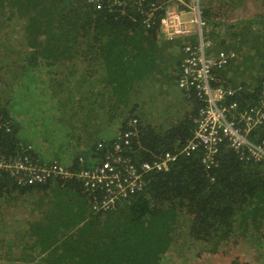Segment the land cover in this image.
Masks as SVG:
<instances>
[{
	"label": "trees",
	"instance_id": "16d2710c",
	"mask_svg": "<svg viewBox=\"0 0 264 264\" xmlns=\"http://www.w3.org/2000/svg\"><path fill=\"white\" fill-rule=\"evenodd\" d=\"M2 11L0 45L9 51L4 43L12 37L13 17L26 35L20 28V37L11 44L22 51L0 63V92L6 97L0 103L1 154L61 163L50 152L65 158L74 149L75 155L61 164L79 170L101 160L100 143L112 144L133 131L137 135L126 151L134 163L158 162L167 153L178 158L168 171L150 174L140 190L120 198L105 212L94 209L103 200V191L75 178L20 187L2 172L0 214L6 216V203L27 196L32 217L19 222L21 236L12 239L0 232V259L8 257L7 264H168L178 250L176 239L183 226L190 241L208 244L213 251L235 236L247 237L250 230H259L250 234L264 238V158L252 160L246 149L236 151L227 144L217 153L215 164L203 162L202 149L179 155L194 135L201 105L195 97L184 94L191 109L177 123L160 129L145 127L122 110L135 98L138 82L152 75L161 78L157 50L163 40L158 38V26L146 29L129 2L112 8L108 2L96 7L91 0H3ZM207 12L204 9L208 24ZM257 23L264 27V21L246 20L226 29L239 39L230 43V51H243L242 65L250 76V82L241 86L224 83L240 88L229 101L242 108L255 103L264 89V29H254ZM219 32L213 29L207 37L218 42L216 50L227 51L228 35L221 38ZM218 78L215 85L223 80ZM90 84L85 96L99 99V113L89 110L94 103L90 97L86 107L75 100V87ZM143 88L141 84L140 91ZM48 96H63L67 109H73L67 120L62 114L51 124L58 130L51 139L46 129L37 135L30 132L26 127L36 120L34 115L24 116ZM109 101L111 110H107ZM101 119L110 120L111 140H103L104 132L89 124ZM24 128L30 134L23 135ZM249 139L264 141V124L253 129ZM81 140L86 146H80Z\"/></svg>",
	"mask_w": 264,
	"mask_h": 264
},
{
	"label": "built area",
	"instance_id": "2783aa9c",
	"mask_svg": "<svg viewBox=\"0 0 264 264\" xmlns=\"http://www.w3.org/2000/svg\"><path fill=\"white\" fill-rule=\"evenodd\" d=\"M96 7L108 2L119 7L126 2L138 13L146 29L158 26L159 38L167 42L187 39L182 47L184 59L180 64L178 87L188 98L195 97L200 107L194 119L195 131L179 155L204 150V163L215 164L223 145L239 151L246 149L251 159L264 158V141L253 143L249 134L264 124V89L253 104L245 107L234 98L240 88L215 83L217 72L236 58L235 53L213 51V42L204 32L207 22L201 0H91ZM138 120H132L136 125ZM8 130V129H7ZM9 131V130H8ZM133 131L127 132L112 144L100 143L97 150L101 160L92 167L70 170L59 161L40 162L31 157H9L0 153V174L7 172L20 187L44 184L50 179H72L103 191L104 198L94 204L97 211L113 209L120 198L140 190L147 177L155 172L168 171L178 154L167 153L158 162L136 164L126 150L132 148ZM31 147L28 146V149ZM80 162H84L81 158ZM99 195V193H96Z\"/></svg>",
	"mask_w": 264,
	"mask_h": 264
},
{
	"label": "rangeland",
	"instance_id": "374dc122",
	"mask_svg": "<svg viewBox=\"0 0 264 264\" xmlns=\"http://www.w3.org/2000/svg\"><path fill=\"white\" fill-rule=\"evenodd\" d=\"M254 1L260 2V4H253V0H201L204 19L206 20L204 9L209 11L207 12V17L211 18V23L208 22L204 32L209 33L212 32L213 29L216 31L220 30L217 34L223 38L225 34L228 35V33H226L227 26L236 25L237 22L241 21L251 20V17L254 15L256 17L258 13L264 14V0ZM2 2L3 0H0V7L2 6ZM2 15L3 11L0 13V17ZM13 23L15 24L10 32L12 37L7 39L4 43V45L9 48V51H7L2 44L0 45V63H5L10 59L16 58L18 54H20V51H22L18 45L11 44V42L20 37V28H22L24 33L25 30L23 25L21 27L19 20H16L14 17ZM18 27L19 29H17ZM263 29L264 27L261 26L259 30ZM228 39L226 43L227 51L220 48L216 50L218 42L215 41V39H210L213 42V51L215 53L228 52L235 53L236 55V58L232 60L225 69L218 71L217 74L223 78V80L221 79L223 83L241 86L243 82H250V76L245 75L244 66L242 65L243 56L241 52L243 51H230V43L238 42L239 39H234L230 35H228ZM186 40L185 38L171 43L159 41L158 44L160 48L158 47L157 56H159L158 63L162 70L161 78L152 75L153 78L143 83H141V81L138 82L135 98L130 100L131 104L126 106V108L121 107L126 116H136L139 122L145 127L152 126L160 129L177 123V121L179 119L181 120L187 113V109L188 111L191 109V107L185 103L186 101L183 102L180 100L179 96L182 95L183 91L178 87L180 64L184 59L182 47ZM253 52L255 53V51ZM181 56L182 58L180 59L179 57ZM141 84L144 85V88L140 91ZM58 95L57 93V96ZM5 99L6 97H2L0 92V103ZM93 101L95 105L93 111L99 113L100 109L98 107H102V105L97 104L95 100ZM66 104L67 101L63 96H48L38 100L37 105L34 107L35 110L32 113L26 110L28 116L24 115L26 118H29L30 115H34L33 119L36 120V124L27 126L26 128L35 135L41 134L46 129L49 139L55 137L58 130L55 126H51V124L62 114V117L67 120L68 114H71L70 111L73 110L67 109L68 107H66ZM109 105L110 101L107 107ZM58 108H61V110L64 109L63 113H59L57 111ZM109 113L111 115L114 114L113 112ZM115 116L117 115L115 114ZM98 121L99 120L96 121L98 128L104 132V134L101 135V137H103L102 139L105 141L111 140L113 138V128L110 126L107 127V122L104 125L105 122L102 119ZM23 131H25L23 135H26V132L29 133L25 128ZM54 151L57 152V150ZM75 151L74 149H70L65 158L59 154L55 156L51 151L50 157L59 159L61 163L66 164L68 163L67 160H70V157L75 155ZM25 197L27 196L6 203V216H3L2 213L0 214V219L3 220V222L0 223V232L4 234L5 237L7 236L13 239L15 236L23 235V233H20V227L17 226L21 220L31 219L32 207L29 205V200ZM186 230L187 226H183L179 233L181 237L176 239L178 250L172 253V256H169L170 259L168 264H264V238H260L262 236L260 233L250 234L254 232V230L260 232L257 229L248 231L247 237L243 234L233 237L225 245H221L216 251L210 249L211 247L208 244L202 246L196 241H190L191 238L189 239ZM184 240L185 244L181 246ZM7 259L8 257L0 259V264H7Z\"/></svg>",
	"mask_w": 264,
	"mask_h": 264
},
{
	"label": "crops",
	"instance_id": "0c3cea01",
	"mask_svg": "<svg viewBox=\"0 0 264 264\" xmlns=\"http://www.w3.org/2000/svg\"><path fill=\"white\" fill-rule=\"evenodd\" d=\"M253 4H256V5H259L260 4V2H255L254 0H253V2H252ZM264 10V9H263ZM252 20H257V21H260V22H262V21H264V14H257V16L255 17V15L254 16H252L251 17V21ZM260 23H257L253 28L254 29H260V27L262 26V24H260ZM232 44H237V43H235V42H231ZM180 59L182 58V56L181 57H179ZM181 61V60H180ZM179 61V62H180ZM91 87V84L90 85H88V86H84V87H82V86H76L75 87V100H76V102L77 103H82V104H84L85 105V107L86 106H88V102H87V100L89 99V97L91 98V100H92V102H94L93 100H95L96 101V98H94V96L93 95H86L85 96V94H86V91L88 90V88H90ZM93 89V88H92ZM182 92V91H181ZM82 97V98H81ZM185 96H184V93L182 92V95H180L179 96V98H180V100L181 101H185V98H184ZM97 104H99V99L97 100ZM95 107V105H94V103L92 104V108L91 109H89V110H93V108ZM107 109L108 110H111L110 109V105L107 107ZM94 112H96V111H94ZM187 112H188V109H187ZM96 113H98V112H96ZM107 122V124L109 125L110 124V120L109 121H106ZM106 122L104 123V125L106 124ZM89 124H95V125H97L98 126V124L96 123V122H92V121H90L89 122ZM105 127V126H104ZM108 127V126H107ZM103 131V130H102ZM86 141H84V140H81L80 142H79V144H80V146L81 147H83V146H86Z\"/></svg>",
	"mask_w": 264,
	"mask_h": 264
},
{
	"label": "bare ground",
	"instance_id": "6f19581e",
	"mask_svg": "<svg viewBox=\"0 0 264 264\" xmlns=\"http://www.w3.org/2000/svg\"><path fill=\"white\" fill-rule=\"evenodd\" d=\"M214 48V47H213Z\"/></svg>",
	"mask_w": 264,
	"mask_h": 264
}]
</instances>
